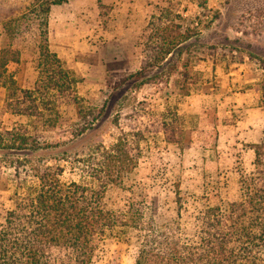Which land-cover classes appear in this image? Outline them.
<instances>
[{"label": "rangeland", "instance_id": "rangeland-1", "mask_svg": "<svg viewBox=\"0 0 264 264\" xmlns=\"http://www.w3.org/2000/svg\"><path fill=\"white\" fill-rule=\"evenodd\" d=\"M169 1L173 2L172 11L156 8L150 14L153 12L159 30L168 36L165 48H171V59L163 63L159 60L161 64L150 61L147 68L139 70L151 33L147 19L140 28L138 43L134 48L127 46L125 58L119 57V45L108 42L103 35L98 39L85 38L71 70L75 79L73 97H66L67 102L62 104L56 98L61 125L49 129L45 136L53 150H65L75 156L101 142L108 146L121 129L141 133L133 139L134 144L128 145L137 158L134 171L126 178L130 193L115 189L110 193L112 200H154L155 219L163 223L177 219L178 193L185 207L178 220L183 226L192 227L207 201H215L217 196L226 205L240 195L244 181L256 172L255 153L250 146L262 138L264 117L261 122L254 114L247 115L243 110L247 106L243 108L241 102L245 98L251 106L259 105L261 97L264 0ZM34 3L35 0H0V33L10 18L22 30L17 46L21 62L12 65L11 71L15 70L18 83L24 87L33 85L38 75L41 30L35 18L37 11L32 9L37 4ZM182 4L189 8V15L178 12ZM186 36H190L188 41L179 46ZM157 51L158 48L152 56H157ZM157 70L162 73L159 82L147 83ZM171 70L172 77L167 82L164 74ZM73 98H77V104ZM2 99L0 93V133L29 124L28 118L5 113ZM79 110L87 119L97 116L82 136L74 135L77 127L74 131L69 126L71 119L79 117ZM245 114L244 123L235 126V121ZM170 124L183 128L180 142L167 141L165 130L170 129ZM6 159L0 154V204L9 207L12 170L7 168ZM55 164L56 160L50 162ZM66 166L62 180L78 179ZM136 252L133 245L106 240L94 264H134Z\"/></svg>", "mask_w": 264, "mask_h": 264}, {"label": "trees", "instance_id": "trees-1", "mask_svg": "<svg viewBox=\"0 0 264 264\" xmlns=\"http://www.w3.org/2000/svg\"><path fill=\"white\" fill-rule=\"evenodd\" d=\"M63 1L35 0L32 8L37 11L41 30L39 77L34 89H20L13 78L4 76V66L19 60L22 30L10 18L2 31L5 47L0 57V82L8 85L4 112L26 116L29 124L0 133V154L7 157V168L12 170L10 206L0 204V264H94L106 240L135 246L134 264H264V131L260 141L250 146L256 172L244 181L240 195L226 205L214 196L215 201H207L198 211L192 227L178 220L185 209L178 193L177 219L163 223L155 219L154 200H112L110 193L115 189L130 193L126 178L134 171L137 158L128 145L141 133L121 129L108 146L101 142L75 156L49 146L45 132L61 125L56 100L60 98L62 104L66 97H73L75 81L48 48L49 12L51 6ZM154 37L145 45L141 69L153 60L163 63V54L172 52L165 48L167 40L161 43ZM156 48L157 56H152ZM171 72L164 74L167 82ZM161 74L160 70L152 73L147 83H158ZM259 86L264 112V78ZM76 99L72 100L78 103ZM80 111L69 124L74 131L77 127L76 136L85 134L97 119H87ZM115 124L120 128L118 121ZM169 126L167 141L180 142L183 128ZM53 160L57 164L50 165ZM63 163L78 179L62 180L67 167Z\"/></svg>", "mask_w": 264, "mask_h": 264}, {"label": "crops", "instance_id": "crops-1", "mask_svg": "<svg viewBox=\"0 0 264 264\" xmlns=\"http://www.w3.org/2000/svg\"><path fill=\"white\" fill-rule=\"evenodd\" d=\"M172 6L173 2L169 0H64L62 3L51 6L48 18V48L50 52L54 53L61 60L63 66L70 71L76 66V64L74 66L73 63H77V61H75V56L81 50L79 45L83 43L84 39H87V37H95V39H98L103 35L108 42L114 41L119 45L118 48L121 50L119 52V57H128L127 53L129 51L127 46L130 44L132 45L131 47L134 48L135 44L138 43L141 34L140 28L143 27L146 19V26H149L151 30L146 43L153 34L155 36L154 41L161 40L162 43L165 42L163 39L168 40V36L159 30L160 25L156 24L155 18H153L152 15L153 12L150 14V10L159 8L161 12L172 11ZM178 12H183L185 16L190 13L189 8L184 7L183 4L180 5ZM193 23L198 25V22L195 20ZM95 27L97 28L96 30ZM108 28H111V30ZM185 41H188V39H184V41L181 40L179 46L183 45ZM4 45V37L3 34L0 33V57L5 47ZM18 50L20 52L19 60L9 61L4 66V76L7 79L13 78L16 82V86L20 89H34L39 77L38 62V75L31 86H21L16 78L15 70L11 71L12 65H20L21 50ZM144 53L146 54L145 49ZM172 54V52L163 54L164 60H169ZM141 68L142 67H140L139 70H141ZM135 73H137V71ZM228 74H231L230 71ZM7 91L8 85L1 81L0 93L3 96L2 108L5 107V96ZM244 105L247 106V109H243L248 113L247 115L254 114L256 117H259V120L262 122L264 112L260 105V99L259 105L251 106V102L244 98L243 102H241V106L244 108ZM236 107L238 106H234V108ZM6 113L15 117L27 118L23 115H15L10 112ZM247 115L245 114L243 118L237 119L234 123L236 124L235 126L238 127L240 124L244 123Z\"/></svg>", "mask_w": 264, "mask_h": 264}]
</instances>
